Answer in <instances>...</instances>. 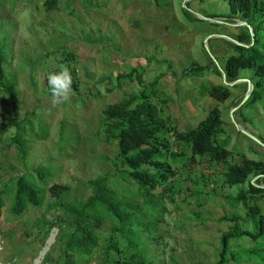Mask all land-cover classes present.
<instances>
[{"label":"rangeland","instance_id":"obj_1","mask_svg":"<svg viewBox=\"0 0 264 264\" xmlns=\"http://www.w3.org/2000/svg\"><path fill=\"white\" fill-rule=\"evenodd\" d=\"M43 1L17 0L9 4L7 0L10 6L6 4L0 12L8 21L0 23H10L8 28H3L11 54L4 69L15 85L14 100L0 94V122L8 123L12 119L31 122V127L22 128V139L30 140L23 158L17 145L9 143L16 131L14 126L8 127L1 136L0 186L14 176L26 174L42 189L52 183L66 186L65 199L85 198L89 195L86 181L106 175L111 181L109 184L120 194L126 186L114 177L115 143L98 130L102 124L100 112L106 105L118 102L157 76L159 94L151 100L162 108L161 116L166 124L177 131H187L217 107L223 130L220 136L231 153L227 161L237 163L243 157L264 163V79L260 101L245 108L238 106L239 102L235 106L234 103L243 97L246 84L229 87L221 77L225 59L236 55L232 45H238L231 41H236L245 28L212 25L196 16L236 23L239 16L230 14L224 0H55L56 5L50 11L45 10ZM261 26L257 38L264 42V23ZM52 45H60L74 53V57L62 63L74 72L73 95L70 102L55 106L51 102L47 75L59 71L55 63L57 57L39 56L41 52L53 51ZM161 60L166 63H156ZM190 63L205 67L203 74L183 75ZM128 69H136L140 74L135 80H122L115 89L110 79ZM238 79L248 80L252 85L255 81L251 69L240 70ZM207 86H223L230 96L219 103L203 92ZM233 122L252 137L240 133ZM37 124L47 126L43 132L45 136L38 133ZM61 133L65 137L73 136L62 148L58 147ZM184 149L183 144L170 142L171 151ZM184 160L185 156L177 158L180 164L177 162L173 166V180L180 187L174 191V202H169L160 190L152 191L163 208L157 218L156 242L147 241L144 245V253L152 259V264H171L172 260L179 264H213L219 236L230 225L219 223L217 219L232 211L222 197L246 189L247 182L252 179L228 187L219 175L221 166L193 160L181 167ZM48 164L50 176L44 177L46 185H43L34 169ZM171 183L172 180L166 185ZM128 185L126 188L138 193L133 184ZM255 185H264V177H259ZM9 189L12 193V184ZM124 193L133 196L128 198L142 206L139 197ZM1 199L0 264H33L46 240H39L33 224L41 214L51 219L45 212V204L50 201L48 195L45 194L39 208L28 207L20 216L9 213L7 194L1 195ZM256 204L264 217V201ZM233 212L240 217L244 215L241 208ZM145 216L150 218L148 214ZM240 228L248 234L256 230L251 221L242 223ZM9 231L12 236L6 237ZM100 234L107 236L102 230ZM248 234L230 243L231 250L239 245V248L256 251L259 258H263L264 228L263 234L256 239ZM53 240L47 255L45 253L38 264H49L56 256L59 243L55 235ZM99 255L100 252L95 253L89 264H101ZM227 264L261 262L243 258L239 263L228 261Z\"/></svg>","mask_w":264,"mask_h":264},{"label":"trees","instance_id":"obj_2","mask_svg":"<svg viewBox=\"0 0 264 264\" xmlns=\"http://www.w3.org/2000/svg\"><path fill=\"white\" fill-rule=\"evenodd\" d=\"M16 2L17 0H8ZM232 15H238L239 19L245 21L253 31V43L248 47L232 45L236 55L225 59L222 72L227 82L238 79V73L243 69H251L255 81L247 100L241 104L242 107H252L261 99L262 79H264V42L257 38L258 29L264 23V0H224ZM7 0H0V12L4 10ZM46 11H50L56 5L55 0H44L42 3ZM5 14L0 13V22H8ZM199 22L197 19H192ZM197 24V23H193ZM214 25V24H212ZM10 23H0V94L9 100H14V83L9 79L4 69L10 58V49L6 44V30ZM237 42L249 45V35L245 32L237 35ZM55 48L51 52L39 53L43 58L57 57L55 63L62 64L68 58L74 57V53L64 49L60 45H52ZM166 61H156V63ZM169 67V66H168ZM205 67L195 63L185 68L183 75L201 76ZM75 89V75L70 69ZM140 74L136 69H128L126 72L118 73L110 82L113 87L119 88L122 80L132 81ZM161 76V75H160ZM109 78V77H108ZM158 76L147 84L141 85L135 92L127 93L116 103L106 105L100 112L102 124L98 130L106 139L115 143V156L112 161L114 166V177L122 186L134 185L138 193H133L130 188L122 187L118 194L106 175L99 176L86 181L89 195L85 198L67 197L68 188L59 183H52L46 189L34 185L30 175L22 174L14 176L0 186V208L2 205L1 195H8L9 213L12 216L22 215L28 207L39 208L44 200L45 194L48 199L45 204V212L49 213L51 219H45L41 214L34 222L33 227L39 240L44 241L52 228L57 229L55 241L59 243L57 254L49 264H89L92 256L100 252L101 264H152V259L145 255L144 245L156 242L155 228L158 224V216L162 214L163 208L160 200L152 193L160 190L169 202L173 201L175 190L180 187L173 180L175 177L174 165L177 158L185 156L181 167L188 161H203L212 166H221L219 175L222 183L228 187L243 184L247 179L264 175V163L241 158L237 163H229L231 155L226 150L227 142L221 139L223 133L220 121V112L217 107L209 110L206 116L196 127L185 131H177L174 126H169L163 116L162 108H158L151 99L159 94L157 86ZM245 89V86L243 87ZM110 89L106 90L109 92ZM210 98L221 103L225 101L230 92L223 86H207L203 89ZM242 99V98H241ZM237 100L234 106L241 100ZM239 109V107H238ZM31 127L27 119L16 121L12 119L8 123L0 122L1 136L8 127L14 126L15 134L9 139L10 144L17 145L18 152L23 158L26 154V145L30 140L22 139L23 127ZM46 125L37 124L38 133L46 130ZM99 133V131H98ZM167 137V138H166ZM71 137L60 135L58 147L69 144ZM171 139V140H170ZM170 142L184 145V150L175 152L170 150ZM198 157V159H195ZM202 160V161H201ZM178 164H180L178 162ZM51 166L36 167L34 172L41 183L46 185L45 176H50ZM259 178V177H258ZM258 178L255 184L258 183ZM172 180L170 186L167 182ZM250 180V179H249ZM263 180V179H262ZM131 183V184H130ZM13 185L10 192L9 185ZM246 189H239L233 196L225 195L222 200L232 210L217 219L219 223H229L226 231L220 234L216 260L213 264H227L228 261L239 263L241 259L256 260L264 264V257L259 258L256 251L252 252L246 248L231 250L230 243L245 234L240 228L242 223L251 221L256 229L254 234H248L253 239L263 234L264 217L261 214L258 201H264V189L254 187L247 182ZM124 191L140 198L142 206L132 202ZM196 197V196H195ZM128 198V199H127ZM195 200L200 202L196 197ZM144 206V207H143ZM241 208L243 217L233 212ZM145 214L150 216L146 219ZM259 228V230L257 229ZM100 230L106 233V237L100 234ZM13 233V231H12ZM25 234V232H22ZM11 237V232L5 234ZM147 237V239H146ZM143 249L140 250L139 249ZM244 247V246H242ZM51 250V249H50ZM49 253V252H48ZM250 254V255H247ZM47 255V253H46ZM244 255V256H242ZM171 264H179L172 260Z\"/></svg>","mask_w":264,"mask_h":264},{"label":"water","instance_id":"obj_3","mask_svg":"<svg viewBox=\"0 0 264 264\" xmlns=\"http://www.w3.org/2000/svg\"><path fill=\"white\" fill-rule=\"evenodd\" d=\"M198 19L204 21V22H207V23H210V24H215V25H227V26H230V27H243L245 29H247V31L249 32V45H244L242 43H239L237 41H231L232 43L240 46V47H248L250 46L252 43H253V31H252V28L245 22V21H241V20H237L236 23L234 24H229V23H223L222 21L218 20V19H212V18H206V17H201L199 15H196ZM218 38H221V39H227L229 40L228 38L226 37H223V36H216ZM221 77H222V81L223 83L226 85V86H234L238 83H245L246 84V88H245V91L243 93V97L242 99L239 101V104L238 106H240L241 104H243L246 99L249 97L250 93H251V90L253 88V85L248 81V80H245V79H236L234 81H231V82H227L226 79H225V75L224 73L221 71ZM233 125L235 126V128L242 134L248 136V137H252L250 134H248L241 126L235 124L233 122ZM264 146V145H262ZM258 177H264V175H259V176H255L251 179L250 183L254 186V187H258V188H261V189H264V185H255L253 182L254 180H256ZM57 233V229L56 228H52L44 242V245L43 247L41 248V250L38 252V255L37 257L35 258V260L33 261V264H38L42 257L44 256V254L46 253V251H48L50 245L53 243V236L56 235Z\"/></svg>","mask_w":264,"mask_h":264},{"label":"clouds","instance_id":"obj_4","mask_svg":"<svg viewBox=\"0 0 264 264\" xmlns=\"http://www.w3.org/2000/svg\"><path fill=\"white\" fill-rule=\"evenodd\" d=\"M59 71L47 75V85L51 93V102L55 105L68 103L73 95V80L70 69L61 64Z\"/></svg>","mask_w":264,"mask_h":264}]
</instances>
